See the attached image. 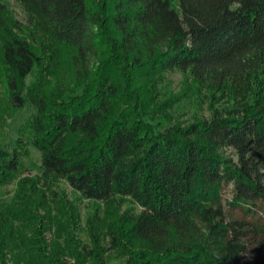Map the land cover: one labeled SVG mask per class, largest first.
<instances>
[{
	"label": "trees",
	"instance_id": "trees-1",
	"mask_svg": "<svg viewBox=\"0 0 264 264\" xmlns=\"http://www.w3.org/2000/svg\"><path fill=\"white\" fill-rule=\"evenodd\" d=\"M16 1L26 23L0 0L4 109L30 102L36 114L27 136L0 145V186L25 169L29 144L42 178L24 177V192L0 205V264L18 246L26 264H85L92 255L49 250L39 238L48 215L34 206H47L27 191L49 179L105 204L141 206L107 225V249L122 264H264V0ZM52 64L69 86L49 96ZM174 70L231 106L164 123L172 103L159 100L158 85ZM227 185L229 205L246 216L226 213Z\"/></svg>",
	"mask_w": 264,
	"mask_h": 264
},
{
	"label": "rangeland",
	"instance_id": "rangeland-1",
	"mask_svg": "<svg viewBox=\"0 0 264 264\" xmlns=\"http://www.w3.org/2000/svg\"><path fill=\"white\" fill-rule=\"evenodd\" d=\"M2 1L13 18L26 23L27 14L18 1ZM54 59H57L61 64L63 55L58 54ZM55 66L52 64L51 74L46 76L44 89L49 96L58 95L59 91L65 92L66 87L69 86V79L62 77L60 67ZM34 82L35 76L31 74L26 79V84L33 86ZM190 82L192 81L189 77L178 70H174L167 72L158 85L159 100L171 98L172 103L167 110L169 117L166 121L163 120L164 123L172 121V123L185 124L194 118L209 117L214 108L221 109L231 106L232 100L223 97L221 93L216 91L212 93L205 87H195ZM5 96L6 90L2 83L0 65V106L3 104V108H0V145L10 148L18 138L29 134L27 133L29 124L36 114V108L27 102L18 110L6 111L4 109ZM225 154L234 157L231 149H227ZM27 156L25 169L9 183L0 186V205L24 192V189H20V181L24 177L42 178V171L39 168V151L29 144ZM42 181H39V186H35L34 190L27 192L31 193L29 194L31 202L37 204L36 202L41 199L47 206L46 208L34 206V209L41 215H48L44 219V221L47 219L44 225L46 229L40 231L42 234L39 238L45 240L49 250L62 249L63 246L64 249L75 250L78 254L86 255L87 252H90L92 255L89 258L86 257L85 264H98L101 260L99 258H104L103 264H122L124 255L120 251L107 249L109 246V237L106 234L107 225L112 224L118 215L126 217L137 215L142 210L141 206L128 198L115 197L113 204H105L85 198L74 190L65 179H49L45 186L42 185ZM232 198V186H224L221 191V202L226 213L232 217L246 216L239 207L231 208L229 203ZM262 251H264V247H262ZM29 256L30 254L25 248L18 246L9 256V264H13V258L18 264H26L30 259ZM70 262L73 263V259Z\"/></svg>",
	"mask_w": 264,
	"mask_h": 264
}]
</instances>
